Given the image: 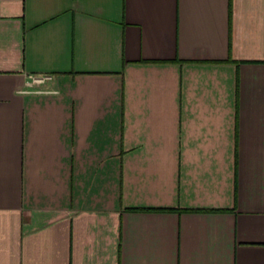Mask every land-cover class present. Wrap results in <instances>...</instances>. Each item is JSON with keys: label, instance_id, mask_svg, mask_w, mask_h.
Here are the masks:
<instances>
[{"label": "crops", "instance_id": "crops-1", "mask_svg": "<svg viewBox=\"0 0 264 264\" xmlns=\"http://www.w3.org/2000/svg\"><path fill=\"white\" fill-rule=\"evenodd\" d=\"M0 264H264V0H0Z\"/></svg>", "mask_w": 264, "mask_h": 264}, {"label": "built area", "instance_id": "built-area-1", "mask_svg": "<svg viewBox=\"0 0 264 264\" xmlns=\"http://www.w3.org/2000/svg\"><path fill=\"white\" fill-rule=\"evenodd\" d=\"M29 81L28 84L30 86H39L42 85L46 82L47 79H49V76H45V75H29L28 76Z\"/></svg>", "mask_w": 264, "mask_h": 264}]
</instances>
